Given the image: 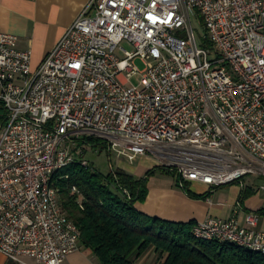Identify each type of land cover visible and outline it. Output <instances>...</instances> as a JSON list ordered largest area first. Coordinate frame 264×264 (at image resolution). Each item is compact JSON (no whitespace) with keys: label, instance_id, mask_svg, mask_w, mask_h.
I'll list each match as a JSON object with an SVG mask.
<instances>
[{"label":"built area","instance_id":"2783aa9c","mask_svg":"<svg viewBox=\"0 0 264 264\" xmlns=\"http://www.w3.org/2000/svg\"><path fill=\"white\" fill-rule=\"evenodd\" d=\"M0 107V253L14 264H64L81 233L54 177L87 166L80 152L92 139L213 190L264 178V0H90L35 70L32 53L0 31ZM259 222L255 212L207 218L193 236L264 255Z\"/></svg>","mask_w":264,"mask_h":264},{"label":"trees","instance_id":"16d2710c","mask_svg":"<svg viewBox=\"0 0 264 264\" xmlns=\"http://www.w3.org/2000/svg\"><path fill=\"white\" fill-rule=\"evenodd\" d=\"M6 118L0 107V126ZM88 144L110 155L108 147L99 140L92 139ZM158 171L175 176L160 167L148 171L142 179L120 168H111L104 175L89 163L83 166L80 162L55 175L53 187L59 190L62 211L80 230V245L99 264H138L137 260L152 249L159 257L154 264H264V255L243 247L195 239L196 222L173 223L137 211L135 204L146 200L149 178ZM177 184L185 189L181 179L177 178ZM72 187L80 192L83 209L78 204L79 195L71 192ZM188 195L202 200L209 194ZM250 197L244 189L242 208ZM256 214L264 217V209Z\"/></svg>","mask_w":264,"mask_h":264},{"label":"crops","instance_id":"0c3cea01","mask_svg":"<svg viewBox=\"0 0 264 264\" xmlns=\"http://www.w3.org/2000/svg\"><path fill=\"white\" fill-rule=\"evenodd\" d=\"M89 2L90 0H0V31L16 36L18 48L32 53V69L35 70ZM140 165L147 172L157 167L152 157H143ZM257 180L263 181L260 177ZM241 182L214 190L194 182L185 185L187 189H182L174 179L157 177L155 174L148 182L146 200L136 203L135 208L147 216L173 223H197L207 218L228 219L238 212V207L242 208L240 199L244 189L250 195L254 194L253 189L245 188ZM188 192L209 195L206 199L195 200ZM242 209L256 213L246 209L245 204ZM258 229L264 230V221L259 223ZM137 263L143 264L139 261ZM0 264L14 263L0 253Z\"/></svg>","mask_w":264,"mask_h":264},{"label":"rangeland","instance_id":"374dc122","mask_svg":"<svg viewBox=\"0 0 264 264\" xmlns=\"http://www.w3.org/2000/svg\"><path fill=\"white\" fill-rule=\"evenodd\" d=\"M192 23L200 47H206L205 43L208 39H206L207 32L205 30L206 28L201 18L198 15H193ZM120 46L129 52L133 51V47L127 42H123ZM115 54L119 59H125L124 55L120 52L117 51ZM133 64L138 67L140 71L144 69V64L139 59H136ZM139 81L140 77L136 76L130 80L129 86H138ZM83 152L84 154H81L82 152H80V156H84V159L91 166H93L96 171L104 175L108 174L111 168L118 169L120 167L124 168L125 172L131 174L136 179H142L147 174V171L143 169L140 165V161L142 158H137L135 161L129 162L126 158H118L116 154L110 153L109 155L107 151H100L99 149L95 148H86L83 150ZM156 176L168 177L170 179L172 178L176 181L177 184L178 177L176 175L171 176L158 171L156 173ZM258 178L259 177L256 176H246L243 178L242 181L245 188L249 187L254 191V194H252L251 197L245 201V208L256 212L264 209V191L261 190V187L264 186V178L260 177L263 181L257 180ZM149 180H151V178H149ZM177 185L179 188H182L179 184ZM184 185H188V183H185ZM185 188L187 189L186 186ZM237 210L238 212H235L230 218L234 217L235 215L238 217V219L243 218L244 212L247 211H244V209L240 207H238ZM262 221H264V217L260 218L259 223H262ZM158 258V254L154 251V249H152L145 255H143L141 258H139L137 262L139 261L143 264H154L155 262H157ZM64 264H99V262L94 255H92L89 251H87L84 247L80 245L79 250L76 253L70 255Z\"/></svg>","mask_w":264,"mask_h":264}]
</instances>
